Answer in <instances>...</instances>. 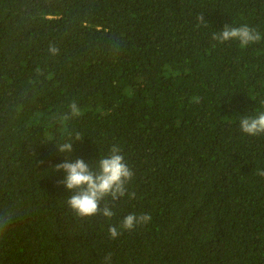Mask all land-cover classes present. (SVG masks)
I'll return each instance as SVG.
<instances>
[{
    "label": "trees",
    "instance_id": "16d2710c",
    "mask_svg": "<svg viewBox=\"0 0 264 264\" xmlns=\"http://www.w3.org/2000/svg\"><path fill=\"white\" fill-rule=\"evenodd\" d=\"M260 111L264 0H0V264H264V134L239 127ZM113 145L136 197L78 217L54 166ZM130 213L151 220L109 239Z\"/></svg>",
    "mask_w": 264,
    "mask_h": 264
},
{
    "label": "clouds",
    "instance_id": "9594fccd",
    "mask_svg": "<svg viewBox=\"0 0 264 264\" xmlns=\"http://www.w3.org/2000/svg\"><path fill=\"white\" fill-rule=\"evenodd\" d=\"M198 23L207 24L202 14L196 17ZM212 39L223 43L229 40L238 41L241 47L259 42L261 34L255 28L247 25L231 27L225 24L220 31L212 34ZM48 51L55 55L58 49L50 45ZM81 108L77 102L73 101L68 105V113L59 117L61 121H68L81 114ZM241 131L248 136L264 134V111L258 112L254 116H242L239 121ZM77 134L76 139H79ZM60 153L71 154L73 151V142L66 141L57 148ZM121 147L113 145L106 156L100 157L94 165L85 163L82 159H75L69 162L65 159L63 163L55 165L57 171L62 170L65 175L62 183L65 189L72 193L67 199L68 207L75 212L78 217H92L100 215L104 220L109 221L116 215L114 205L109 204L107 199L116 201L117 198L127 196L129 200L136 197L134 191H128V184L134 178V173L125 162L121 154ZM256 175L264 177V170L257 169ZM105 201L100 207V202ZM151 216L149 214L130 213L124 216L118 224H109L107 236L111 240L118 239L123 232L132 231L137 226H143L149 223ZM7 220L4 221L7 224ZM113 253L107 252L101 264H112Z\"/></svg>",
    "mask_w": 264,
    "mask_h": 264
}]
</instances>
